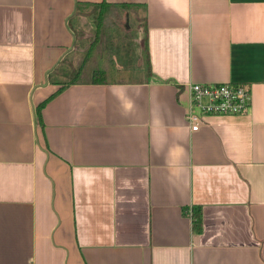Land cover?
I'll list each match as a JSON object with an SVG mask.
<instances>
[{"label": "crops", "instance_id": "1", "mask_svg": "<svg viewBox=\"0 0 264 264\" xmlns=\"http://www.w3.org/2000/svg\"><path fill=\"white\" fill-rule=\"evenodd\" d=\"M0 264H264V0H0Z\"/></svg>", "mask_w": 264, "mask_h": 264}, {"label": "built area", "instance_id": "2", "mask_svg": "<svg viewBox=\"0 0 264 264\" xmlns=\"http://www.w3.org/2000/svg\"><path fill=\"white\" fill-rule=\"evenodd\" d=\"M190 108L186 114L192 132H198L206 116H235L251 107L252 94L242 84H189Z\"/></svg>", "mask_w": 264, "mask_h": 264}, {"label": "trees", "instance_id": "3", "mask_svg": "<svg viewBox=\"0 0 264 264\" xmlns=\"http://www.w3.org/2000/svg\"><path fill=\"white\" fill-rule=\"evenodd\" d=\"M92 10H94V15L96 17L97 22V34H101L102 32L106 31V17H111V15L114 13L112 8L109 6H106V3L102 4H92L91 5ZM87 60H93L94 62L99 63L104 58H94L91 56V53L86 56ZM94 69V67H93ZM92 73V82L94 83H106L112 79H107L106 76L109 72L102 71V69L99 67H95V70L91 72ZM43 105V104H42ZM40 106V108L42 107ZM201 209L195 208L193 212V222L194 227L197 231H200L201 229Z\"/></svg>", "mask_w": 264, "mask_h": 264}, {"label": "rangeland", "instance_id": "4", "mask_svg": "<svg viewBox=\"0 0 264 264\" xmlns=\"http://www.w3.org/2000/svg\"><path fill=\"white\" fill-rule=\"evenodd\" d=\"M78 71H73L72 74H71V77H76V75H79V73H77ZM117 73H111V74H108L107 77H113V76H116ZM119 76V75H118ZM69 77V76H68ZM82 77L83 78H91L92 77V73H91V70H90V67L88 66V68L83 72L82 74Z\"/></svg>", "mask_w": 264, "mask_h": 264}]
</instances>
